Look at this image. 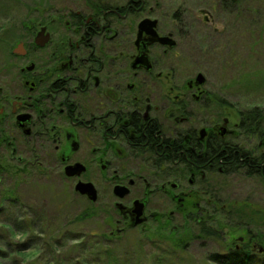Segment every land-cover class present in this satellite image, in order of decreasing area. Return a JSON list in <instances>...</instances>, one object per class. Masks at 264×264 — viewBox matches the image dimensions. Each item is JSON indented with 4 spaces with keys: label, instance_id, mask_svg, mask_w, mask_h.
Wrapping results in <instances>:
<instances>
[{
    "label": "flooded vegetation",
    "instance_id": "af4514ba",
    "mask_svg": "<svg viewBox=\"0 0 264 264\" xmlns=\"http://www.w3.org/2000/svg\"><path fill=\"white\" fill-rule=\"evenodd\" d=\"M58 1L17 24L2 64L0 215L32 181L86 202L110 239L150 225L207 236L218 216L251 209V188L264 193V115L233 112L206 76L212 54L235 56L240 21L251 33L253 0Z\"/></svg>",
    "mask_w": 264,
    "mask_h": 264
},
{
    "label": "rangeland",
    "instance_id": "374dc122",
    "mask_svg": "<svg viewBox=\"0 0 264 264\" xmlns=\"http://www.w3.org/2000/svg\"><path fill=\"white\" fill-rule=\"evenodd\" d=\"M58 4V0H0V73L8 61L17 24ZM251 16V33L243 29L241 21L233 31L234 38L239 35L235 56L212 54L207 59L206 77L215 94L222 89L233 112L257 108L264 115V0L251 1ZM195 71L180 69L178 77ZM258 188H251V209L239 205L229 221L218 216L219 226L207 227L214 238L197 231L177 237L150 225L146 231L131 229L110 239L105 224L88 216L86 202L73 205L65 187L32 181L27 190L18 192L16 204L0 215V264H217L210 255L240 245L239 237L246 241L251 235V244L264 242V193ZM77 216L79 220H73ZM228 224L235 229L228 230Z\"/></svg>",
    "mask_w": 264,
    "mask_h": 264
},
{
    "label": "trees",
    "instance_id": "16d2710c",
    "mask_svg": "<svg viewBox=\"0 0 264 264\" xmlns=\"http://www.w3.org/2000/svg\"><path fill=\"white\" fill-rule=\"evenodd\" d=\"M260 113H261V111L259 109L254 108L251 110V117H254V119H257L260 117ZM247 115H246V117H247ZM259 125H260V123H258L256 125L257 129L259 128ZM85 216L87 217V215H85ZM88 216L91 217L90 213L88 214ZM76 220H79L78 216L76 217ZM7 229H12V228H7ZM156 236L160 237V233L157 232ZM207 236L208 237L211 236L210 231L207 232ZM214 237H215V235H214ZM256 240H258V239H256ZM27 244H29V243L27 242ZM22 245H25V244L23 243ZM258 246L259 245L256 246L257 251L260 248V246L259 247ZM261 246L264 247L263 245H261ZM229 249L230 248L226 249V251L224 250L221 254L213 253L212 255H210V257L217 264H264V251L262 253L255 252L252 249V246H251V252L249 251V248H245V251L240 250V249H233V247L231 250H229ZM250 253H251V256H250ZM240 254H243L244 257L239 256Z\"/></svg>",
    "mask_w": 264,
    "mask_h": 264
},
{
    "label": "water",
    "instance_id": "95a60500",
    "mask_svg": "<svg viewBox=\"0 0 264 264\" xmlns=\"http://www.w3.org/2000/svg\"><path fill=\"white\" fill-rule=\"evenodd\" d=\"M145 27L146 28L148 27L147 20L143 21L142 24L140 25L141 29H144ZM199 79L201 80V82L203 81L202 76H199ZM66 172L69 173V174L72 173L70 171V168H67ZM75 191H77V192H79L81 194H85L88 197L89 200L95 201V199H96L94 188L91 185H89V184H81V183H79L75 187ZM135 212H136V217H137L135 225H139L142 222V219L140 218L141 217L140 207L137 208ZM259 250L262 251V248H259Z\"/></svg>",
    "mask_w": 264,
    "mask_h": 264
}]
</instances>
